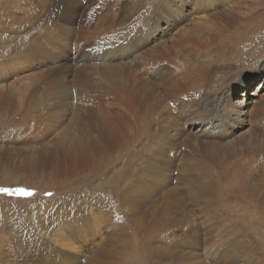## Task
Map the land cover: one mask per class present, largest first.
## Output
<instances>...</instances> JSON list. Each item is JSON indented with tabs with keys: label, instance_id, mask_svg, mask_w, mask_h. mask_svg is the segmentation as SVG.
<instances>
[{
	"label": "rangeland",
	"instance_id": "1",
	"mask_svg": "<svg viewBox=\"0 0 264 264\" xmlns=\"http://www.w3.org/2000/svg\"><path fill=\"white\" fill-rule=\"evenodd\" d=\"M65 1L21 0L22 10L18 0H0V189L8 190L0 192V264H231L235 254L225 255L224 246L230 245L226 242L240 239L253 247L254 234L260 230L257 217L264 210L237 199L223 198L224 204L219 205L215 202L221 199L218 191L212 194L176 184L177 176L187 170L197 178L207 166L198 154L186 156V146L180 141L174 153H165L175 166L164 159L157 161L159 168H144L147 175L157 174L152 175L157 189L149 201L134 202L141 212L137 213L130 200L125 201L136 179L123 172L120 181L113 168L115 157L108 160L104 143L98 144L111 134V126L98 123L69 129L64 108L71 105L70 112H85L88 106L86 111L95 112L94 118L100 120L106 111L111 115L120 109L129 115L125 125L136 126L139 110L129 96H119V103L113 102L115 110L90 108L83 99L92 90L90 95L100 103V94H106L105 81L99 89L94 81L102 80L100 72L115 64L129 66L149 82L158 81L162 73H181L177 64L188 66L189 71L182 73L186 78L198 79L203 67L204 80L215 79L228 103H236L237 109L253 108L264 100V0H78L71 5ZM115 3L118 9L111 10ZM151 3L158 14L150 13ZM193 28L203 34L184 38L186 30ZM139 31L143 34L138 35ZM215 35L218 48L229 45L225 56L208 54ZM159 42L163 46L159 53L138 61L134 46H139L138 53L154 51ZM122 50L126 52L118 56ZM50 93L57 97L49 98ZM161 93L173 117L185 110L189 113L193 107L188 105L197 104L194 98L199 95L185 90H180L179 97ZM65 99L67 103L60 106ZM180 100L184 104H177ZM262 118L263 128L258 132L264 129ZM248 122L222 138H217L214 125L203 132L190 125L187 134L196 133L209 149L222 145L227 150L248 140L251 117ZM129 131L128 127L127 137ZM124 139L117 141V152L125 145ZM95 147L98 152L92 157ZM181 160L185 167H178ZM122 163L117 166L120 170ZM111 183L123 190H113ZM210 216L216 219L208 231L205 218ZM251 256L256 264L261 262L260 253L253 251Z\"/></svg>",
	"mask_w": 264,
	"mask_h": 264
},
{
	"label": "bare ground",
	"instance_id": "2",
	"mask_svg": "<svg viewBox=\"0 0 264 264\" xmlns=\"http://www.w3.org/2000/svg\"><path fill=\"white\" fill-rule=\"evenodd\" d=\"M8 1H10V0H8ZM20 1L21 0H18L19 4H20ZM77 1L78 0H66L64 2V4L65 5L76 4ZM164 1L167 2V0H164ZM59 2H60V0H58V4H59ZM17 5L18 4H16L15 7ZM153 6H155V4L151 3L150 8H149L150 13H152V15L154 13L158 14L159 13L158 11H156L155 9L153 10ZM167 6H168V3H167ZM24 7L25 6L23 4H20V8H22V10H24ZM117 7H118V3H115V6H112L111 10H117L118 9ZM169 10H171V9H169ZM8 16L10 18L14 17L13 14L8 15ZM131 18H132V16H131ZM10 25H12V24H10ZM108 28H110V27H108ZM153 29L150 30V33H153V31H154ZM105 31H106V29H105ZM137 34L138 35L143 34V32L141 33V31H139V32H137ZM196 34L201 35L203 33H201L199 31V28H193L191 30H186L184 38L190 39L191 37L195 36ZM21 41H22V39H21ZM165 42H166V40H165ZM10 43H11V41H10ZM19 44H21V43H19ZM142 44H144V42L141 43V45ZM182 44L184 46V43H182ZM16 45H17V43H16ZM157 45H158V47H156V49L154 51H152V49H153L152 48V49H148V50L145 49L146 50V51L144 50L145 52L142 51L140 53L137 52L139 50V46L136 45V46H134V49H135L134 55H136L138 58H140V59H138V61L145 60V57H144L145 55L155 56L157 54V52L161 48H163L161 42H159ZM207 46H208V44H207ZM227 47H229V45L226 46V49H227ZM128 48H129V45H128ZM226 49L221 48V47L220 48L217 47L216 35H215L214 40L212 39V41L209 43L208 54H212V53L216 52L218 54V56L220 55L222 57V56H225L226 53L228 52ZM16 51H18V49ZM130 51L132 52V50H130ZM195 51H197V50L195 49ZM119 52L120 53L118 54V56H121L126 52V50H122ZM26 57L27 56H25V58ZM109 58H110V56H109ZM114 58H116V57H114ZM20 59H22V58H20ZM146 59L148 60V62L152 61L149 59V57H147ZM220 60L224 61L223 59H220ZM206 64H207V62H206ZM135 65H136V63H135ZM177 65H179L182 68L181 73H170V72L166 71L167 73H162L159 76L158 81L152 80V82H149V81L142 79L143 77L140 78L139 75H137V73H135V71L133 69H131L129 66L116 65L115 64L114 66L111 67L110 65H107V68L103 69L102 72H100V79L102 78V80H100L99 82L94 81V84H95L97 89H99L100 85L105 81L106 94H100L101 95L100 96V99H101L100 103H96L94 96L90 95L93 93L92 90H90V92L84 93L85 97L83 99H84L86 104H89L90 108H101V109H103L104 108L103 106H107L109 108L108 110H110V109L115 110V107H114L115 104L113 102H115V101L117 102L118 101L117 98L119 96H123V97L129 96L130 99L134 103H136L138 106L139 113L136 114V116L138 115L137 125L133 126V127H130L131 124L129 126L125 125V122H126L125 120H129V115H127L126 112H124L118 108L117 109L119 110V112H116L114 114L110 112L111 115L106 111L104 113L106 115H104V118L102 120H100V119L94 118L95 112L90 113V110L86 111L88 106L85 107V109H84L85 112L83 111V109H82V111L76 110L75 112H70L71 111V105H69V106L64 108V119L67 118V120L71 122L69 129L78 128V127L88 128V127H91L94 124H98V123H101L103 125H107L108 127L111 126L110 129L113 131L107 137L103 138V139H106L108 141H103V139L100 138L98 140V144H100L102 142L104 143L105 152H106L108 160L111 158V155H113L115 157L114 161L116 162V166L113 165V168L117 169L118 178L120 177V181L124 179V176H121L123 172L131 174V177L132 178L134 177L136 179V180H133L131 182L132 184L128 187L130 189L129 195L127 198H125V201L130 200L129 204H132L133 207L136 206L134 204V202L142 201V200H144V202L149 201L152 198L151 194H153V192L157 189L156 184H155L156 182L152 178V175H157V174H153V172H152L151 174L147 175L144 173V168L145 167L146 168H153V169L159 168L160 164L159 163L157 164V161L158 160L163 161L164 159H166L164 161H166L171 166H175V163H173L171 160H169L170 158H167L165 153L166 152L168 154L172 153L173 149L175 148L174 146H177L181 141V143H183L186 146V150L184 151V153H186V156H190L189 158H191V156H193L194 154H198L200 156V159L207 161V162H205V163H207V164H205L207 166L205 168H203L202 170L201 169L199 170L197 178H195L194 176H190V174H189L190 172L187 170L188 169L187 168L186 173H184V174L182 173L183 175H181L179 177L177 176L176 184L177 183H179L180 185L182 184L181 187L183 185L184 186L186 185L187 187H197L206 193L216 194L218 191L219 195L221 196V199L219 201H215V202L219 205L224 204L223 198L237 199L235 202H240V203L247 204V205H253V207L258 211L264 210V129H262L260 132H258L261 128H263L262 127V123H263L262 122V120H263L262 115H264V100H261V102L256 104L253 108L249 109V108H246L247 105L246 106L243 105L240 109H237L236 103H233V105H232V103L227 102L228 100L225 97L220 95L222 91L218 89L219 85H217L215 83L216 82L215 79H212L210 81L204 80L206 76L203 75L204 71H205L203 67H201V69H200V72H203L202 76H200V78H198V79H195L193 77H187L186 78L184 76V74H182L183 72L189 71L188 66L183 65V64H177ZM137 66H138V68H141V66L139 67V64ZM146 68H148V67H146ZM143 69H141V70L143 71ZM191 69H193V68H191ZM231 69H233V68H231ZM225 70L226 69H224V71ZM145 72H147V70H145ZM149 72H151V71H149ZM213 72H215V71L213 70ZM153 73H154V70H153ZM226 74H228V72ZM225 77H227V75ZM257 77H258V75H257ZM226 79H228V78H226ZM235 89H237V88H235ZM180 90H185L188 93H193V95H196L199 92V95L201 93L202 96L200 98L198 95L196 98H194L195 101H197V104L190 103V105H188V107H193L190 109L189 113L185 110V112H183V114L181 116L173 117L174 115H173L172 111L169 109L168 106L166 107V103H165L166 97H162L161 91H163V92L166 91V93L169 92L170 96L172 95L173 97H179L180 95L177 96V94H179ZM257 91H260V90H257ZM257 94H258V92H257ZM47 95L48 94L45 95V98L47 97ZM50 97H57V96L53 93H50L49 98ZM67 97H68V100L71 102L72 97H73L72 94H70ZM167 97H169V96H167ZM106 98H108V103L105 101ZM230 98H231V94H230ZM65 103H67L66 99L64 102H62V101L60 102V106L64 105ZM117 103H119V102H117ZM163 103H165V105ZM44 104H47V103L43 102V105ZM177 104H184V103L181 101ZM110 105L112 106L111 108L109 107ZM133 107H135L133 109H136V105H133ZM174 111H175V109H174ZM71 114H73L72 117H71ZM213 117L220 118L221 120L214 122L215 118H213ZM244 117H246V118L242 119ZM248 117L252 118V122L249 124V126L251 128H250V132L248 134V140L240 141V145L232 144L231 146H229V148L227 150H225L222 145L221 146L215 145L213 148L209 149L210 147L207 148V145L204 143L203 140H200V138L198 136L196 138V133H194L193 135L190 134V136L187 134V132H189V130H190L188 128L190 125L191 126H199L200 129L202 130V132L207 131L208 126L214 125L212 127L217 132L216 133V136L218 135L217 138H222L223 136L225 137L227 135L228 131H230L232 129H237L238 127H240L242 129L243 126L245 125V123H249ZM106 118H107V120H106ZM254 119H256V122H253ZM93 121H95V122L93 123ZM56 122H59V121H56ZM213 122H214V124H213ZM235 122H236V124H234ZM119 123H121V124H119ZM176 123H178V126L175 125L173 127V125ZM132 125H134V124H132ZM253 125H258V128L253 127ZM215 126H216V129H215ZM222 126H223V128H221ZM128 127H129V129H131V131H129L130 132L129 137H127V135H126ZM178 127L180 129H178ZM123 137H125V139H124L125 145L123 146V148L119 152H117L116 151V146H117L116 143H117V141L121 142ZM94 150L96 151V153L91 152L92 157H93V155L96 156V154L98 152V149L96 147L94 148ZM179 154L180 153H178V155H177V160L179 158ZM180 156H182V155H180ZM102 157H104V155ZM121 161H123L124 163L121 164L122 167L121 166L120 167L122 169L120 170L117 168V166L119 165V163ZM181 161H180L181 164L178 167H185L186 163L184 164L183 160H181ZM155 166H156V168H155ZM209 166H210V168H208ZM165 167H166V165H165ZM228 167H232V168L228 171L223 170V168H228ZM191 170H193V167ZM178 175H179V173H178ZM172 178H173V176H172ZM137 180L138 181L142 180V182L139 184V182ZM171 181L173 182L172 179L168 178V182H171ZM111 185H113V184L111 183ZM124 186H125V184H124ZM113 190L119 191V190H123V189L114 187V185H113ZM118 195L120 196V194H118ZM135 208H137V207H135ZM137 213H139V214L141 213L140 211H138V208H137ZM235 217L236 216L233 217V224L231 226L232 228L234 227V222H235L234 218ZM213 219H216V217L210 216V217L205 218L206 221L204 220L206 223L209 224V225L207 224L208 226L206 225V227H205L208 231H210L212 229V220ZM219 221H220V219H219ZM263 221H264V213H263V216L261 215V216L257 217V224H258V227L260 228V230L256 234H254L256 243L253 245V247H252L250 242L245 241V240H240V239H237L236 241L234 240L233 242L231 240L226 242L227 244H228V242H230L229 243L230 245L224 246V248L226 249L225 250L223 248L226 251L225 255L230 257V256H233L232 255L233 253L235 254V256H233V258L231 260L232 262L230 261L231 264H236L237 260H240L238 262V264H240V262H243L244 264H256L257 259L255 260L251 256L253 251L258 252L262 255V256H260L262 263L261 262L260 263L264 264V252H263L264 251V229H262ZM236 244H238V245L236 246ZM248 245L251 246L250 250H246V248H248L247 247ZM219 249H222V248H219ZM162 250L164 252H166L168 255L170 254V252H168L167 250H165V249H162ZM242 250L246 255V257H244L245 260L242 258L244 255L241 256L243 254ZM172 258H175V257H172ZM230 259H228V260H230ZM260 263L257 261V264H260Z\"/></svg>",
	"mask_w": 264,
	"mask_h": 264
},
{
	"label": "snow or ice",
	"instance_id": "3",
	"mask_svg": "<svg viewBox=\"0 0 264 264\" xmlns=\"http://www.w3.org/2000/svg\"><path fill=\"white\" fill-rule=\"evenodd\" d=\"M0 192H4V193H7L8 190L7 189H0ZM29 195H31V193H28Z\"/></svg>",
	"mask_w": 264,
	"mask_h": 264
}]
</instances>
